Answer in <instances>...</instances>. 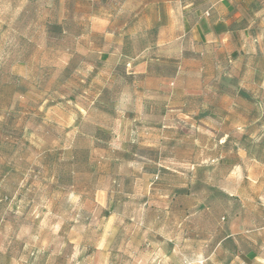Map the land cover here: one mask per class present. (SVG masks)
I'll list each match as a JSON object with an SVG mask.
<instances>
[{
    "label": "rangeland",
    "instance_id": "1",
    "mask_svg": "<svg viewBox=\"0 0 264 264\" xmlns=\"http://www.w3.org/2000/svg\"><path fill=\"white\" fill-rule=\"evenodd\" d=\"M8 4L0 7V264H264V182L191 167L199 157L191 127L162 155L156 140L131 137L130 122L114 120L127 108L126 80L95 104V73L77 68L95 63L80 53L95 47L91 16L108 9ZM231 224L236 252L223 242Z\"/></svg>",
    "mask_w": 264,
    "mask_h": 264
},
{
    "label": "crops",
    "instance_id": "2",
    "mask_svg": "<svg viewBox=\"0 0 264 264\" xmlns=\"http://www.w3.org/2000/svg\"><path fill=\"white\" fill-rule=\"evenodd\" d=\"M84 1L108 9L91 16L86 38L95 47L89 42L80 53L95 63L77 68L95 73V104L102 105L104 89L116 87V78L126 80L127 108L114 120H128L131 137L156 140L162 155L179 146L184 126L191 127L198 138L190 148L199 153L191 167H224L227 179L237 173L264 182V159L255 154L264 151L256 142L264 136V0ZM8 6L0 0V7ZM6 62H0V86ZM251 136L255 143L243 144ZM236 234L231 224L225 238ZM259 241L264 247V238Z\"/></svg>",
    "mask_w": 264,
    "mask_h": 264
},
{
    "label": "trees",
    "instance_id": "3",
    "mask_svg": "<svg viewBox=\"0 0 264 264\" xmlns=\"http://www.w3.org/2000/svg\"><path fill=\"white\" fill-rule=\"evenodd\" d=\"M70 65H71V64H68V65L66 66V68L63 69V71H64V72L69 71V69H70ZM242 140L244 141V139H242ZM223 242H225V244L230 245V250H231L232 252H236V251H237V246L234 245V242H233V238H232V237H227V238H225V239L223 240Z\"/></svg>",
    "mask_w": 264,
    "mask_h": 264
}]
</instances>
